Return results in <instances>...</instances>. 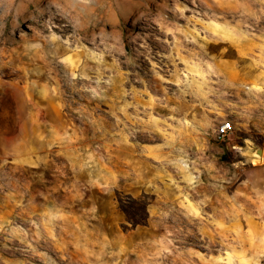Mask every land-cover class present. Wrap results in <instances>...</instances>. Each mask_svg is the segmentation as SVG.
<instances>
[{
  "label": "clouds",
  "instance_id": "9594fccd",
  "mask_svg": "<svg viewBox=\"0 0 264 264\" xmlns=\"http://www.w3.org/2000/svg\"><path fill=\"white\" fill-rule=\"evenodd\" d=\"M0 264H264V0H0Z\"/></svg>",
  "mask_w": 264,
  "mask_h": 264
},
{
  "label": "rangeland",
  "instance_id": "374dc122",
  "mask_svg": "<svg viewBox=\"0 0 264 264\" xmlns=\"http://www.w3.org/2000/svg\"><path fill=\"white\" fill-rule=\"evenodd\" d=\"M125 211H130V209H125Z\"/></svg>",
  "mask_w": 264,
  "mask_h": 264
}]
</instances>
